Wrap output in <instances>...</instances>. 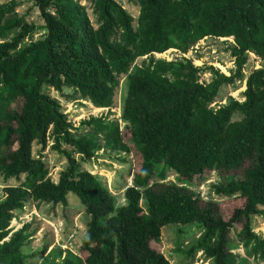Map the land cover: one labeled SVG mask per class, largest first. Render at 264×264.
Wrapping results in <instances>:
<instances>
[{
	"label": "trees",
	"instance_id": "16d2710c",
	"mask_svg": "<svg viewBox=\"0 0 264 264\" xmlns=\"http://www.w3.org/2000/svg\"><path fill=\"white\" fill-rule=\"evenodd\" d=\"M136 4L134 19L117 0H86L82 8L79 1L35 0L46 35L19 51L34 26L15 14L14 5L0 7V177L6 195L0 202V264H29L26 259L36 256L24 253L30 225L12 234L8 230L32 203L38 209L50 206L48 213L61 207L71 217L85 215L82 264H170L151 243L169 225L192 224L202 227L203 234L191 254L201 251L212 264H235L234 245L252 244L254 255L264 260V240L252 229V219L264 217V0ZM13 31L12 41L5 42ZM208 37L234 39L230 77L210 69L215 80L204 85L190 62L153 59L170 49L186 53ZM249 53L263 67L246 79L244 102L211 109L220 89L242 78ZM146 56L147 66L130 73L133 63ZM122 78L127 80L124 127L91 119L87 126L94 123L98 129L90 137L75 138L59 102L46 93L48 88L64 96L69 90L66 100L105 109ZM99 133L115 150L137 158V172L120 208L101 181L79 172L78 161L61 151L65 146L90 160ZM50 141L51 149L66 154L69 162L57 183L48 178L40 155L33 156L34 146L44 152ZM167 172L178 173L180 184L194 189L216 173L213 195L238 198L240 206L231 215L219 212L222 205L207 213L194 191L185 196L173 185L146 197L152 181L165 180ZM70 196L77 198L80 211L71 209ZM63 264L79 263L70 254Z\"/></svg>",
	"mask_w": 264,
	"mask_h": 264
},
{
	"label": "rangeland",
	"instance_id": "374dc122",
	"mask_svg": "<svg viewBox=\"0 0 264 264\" xmlns=\"http://www.w3.org/2000/svg\"><path fill=\"white\" fill-rule=\"evenodd\" d=\"M79 1L81 8L85 6L86 0ZM117 2L134 18L137 19L139 7L136 0H117ZM15 6V14L18 17H24L25 24L33 25V32L22 41L17 51L27 48L32 43L41 40L46 35L45 24L40 18V14L35 7V0H0V7ZM91 15L89 18L91 19ZM16 32H11L6 41H12ZM1 43V42H0ZM234 46L233 38H214L208 37L199 41L186 53L177 49H170L163 54L153 55L156 61L165 63H182L190 62L194 68L200 70L199 83L210 85L214 80L212 69L219 74L230 77L235 71V59L230 54V48ZM150 56L137 59L130 70L134 72L137 68L147 66ZM263 67V62L255 55L247 54V62L242 71V78L233 84L223 86L216 101L210 105L211 109H217L228 105L231 101L239 103L244 102V92L246 90V79L256 70ZM52 98L56 99L63 114L66 116L67 123L70 125V132L75 138L90 137L98 129L96 124L87 126L91 119L100 120L103 125H117L122 129L124 123L121 120L122 106L127 93V80L122 78L118 87L114 91L112 104L109 108L98 109L87 101H68L64 96H71L72 91H65L64 96H60L52 89L46 88ZM236 117V116H235ZM234 117V118H235ZM235 119H238L235 118ZM96 144L98 149L90 160H84L73 150L62 146L61 151L74 157L79 163V172H88L96 179L101 181L110 192L114 199L115 207L120 208L126 204L125 191L131 186L132 177L137 172L138 163L136 155L121 153L115 148L109 146L104 133L96 134ZM50 141L46 150L40 152V148L33 147V156L40 155L41 159L48 167V178L53 182H58L59 174L69 167L67 155L51 149ZM40 153V154H39ZM182 177L178 173L167 172L165 180H154L150 184V192L146 197L161 188H167L171 185L181 191L182 195H188V192L195 193L199 198L200 207L203 211L211 213L215 208L231 215L234 208L240 206L238 198L222 199L213 195L210 186L219 182L216 173H212L205 179V183L198 189L188 185L180 184ZM13 184V183H10ZM5 184L0 177V202L5 200ZM194 194V195H195ZM146 195V194H145ZM72 196L68 198V204L71 209L80 211L79 202ZM145 198V197H144ZM141 203L145 209L147 205L146 198ZM50 206L42 205L40 209L36 203L26 206L22 213L14 217L8 230L10 234L21 230L24 225H30L27 234L30 236L24 253L27 255H36L33 259H26L29 264H63L64 260L71 254L82 264L86 254L81 250L86 231V218L83 214L71 217L66 209L58 207L54 213H48ZM63 215H68L63 219ZM253 232L264 240V217L256 216L252 219ZM203 229L198 224L187 226L169 225L161 230L159 241L152 242L151 248L161 253L170 264H212L202 252L197 251L191 254L192 249L201 239ZM232 260L235 264H264L252 251V244L248 247L235 244L231 251Z\"/></svg>",
	"mask_w": 264,
	"mask_h": 264
},
{
	"label": "clouds",
	"instance_id": "9594fccd",
	"mask_svg": "<svg viewBox=\"0 0 264 264\" xmlns=\"http://www.w3.org/2000/svg\"><path fill=\"white\" fill-rule=\"evenodd\" d=\"M163 54V53H162ZM154 55H159V54H154Z\"/></svg>",
	"mask_w": 264,
	"mask_h": 264
}]
</instances>
